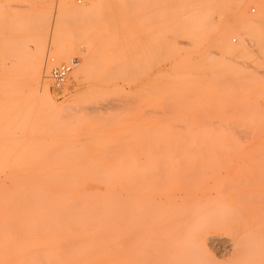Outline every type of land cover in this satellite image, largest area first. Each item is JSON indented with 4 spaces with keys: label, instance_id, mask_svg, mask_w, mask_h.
Returning a JSON list of instances; mask_svg holds the SVG:
<instances>
[{
    "label": "rangeland",
    "instance_id": "rangeland-1",
    "mask_svg": "<svg viewBox=\"0 0 264 264\" xmlns=\"http://www.w3.org/2000/svg\"><path fill=\"white\" fill-rule=\"evenodd\" d=\"M37 55L48 78L38 89L30 76ZM70 62L72 71L55 87L50 71ZM154 88L160 93L148 92ZM167 92L173 97L163 98ZM184 96L189 103L180 104L176 97ZM132 128L136 132L127 136ZM186 129L214 154L211 183L228 193L264 192V0H0V213L10 217L0 224L35 223L27 214L44 210L45 195L63 190L62 178L102 186L109 176L126 177L129 159L135 166L155 160L158 147L170 146L173 134ZM20 212L25 217L11 218ZM124 243L119 249L127 248ZM214 248L208 245L215 258H226L225 250Z\"/></svg>",
    "mask_w": 264,
    "mask_h": 264
},
{
    "label": "bare ground",
    "instance_id": "bare-ground-1",
    "mask_svg": "<svg viewBox=\"0 0 264 264\" xmlns=\"http://www.w3.org/2000/svg\"><path fill=\"white\" fill-rule=\"evenodd\" d=\"M173 6L174 5H172V7ZM175 7L178 8V6ZM176 14L174 16H176ZM177 15L180 14L178 13ZM171 17L172 16H170V18ZM179 19L181 18L179 17ZM71 21L70 24H74L73 22L71 23ZM113 21L117 22V20ZM97 23L98 22H96L95 25ZM112 24L108 23V26L110 25L111 27ZM145 24L149 26L150 23ZM247 25L249 24L245 22L243 28H248ZM103 26L102 24V27ZM142 26L144 27V25ZM76 31L79 33V30ZM79 34H81V32ZM89 36H91V33L88 35V38ZM95 36H97L96 32L93 38ZM145 37L146 36L143 35V39ZM188 38L190 39V37L187 36L186 39ZM120 39L121 38H119V40ZM146 39L149 40L148 38ZM186 39L181 38L182 41L184 40V44L189 41ZM117 40L118 38L116 41ZM90 41L92 42L91 38ZM162 41L164 42V40ZM182 41L180 42L183 43ZM191 41H193V39ZM189 43L190 41L188 44ZM53 46L55 47V45ZM112 49L114 48H111V50ZM53 50L56 51L55 49ZM115 50H117V48ZM244 53L245 51H242V54ZM135 55L136 54H134L133 59ZM56 56L62 57L63 53L57 52ZM56 56L54 58H56ZM65 57H63L64 60ZM54 58L52 57L53 61H55ZM178 58L179 55L177 59ZM230 61L233 62L232 59ZM118 62L119 61H117V63ZM88 64L86 63V65ZM9 65L10 64H8V67ZM30 65V76L38 89L43 78H46L43 76V58L39 55L33 57ZM82 65L84 66L85 62L82 63ZM242 65L240 66L242 67ZM83 71L84 67L77 69L74 72V78L78 79ZM112 71L109 73H112ZM88 72L89 71H87V73ZM22 73H20V75ZM219 73L220 72H218V74ZM23 75L25 77L24 73L22 77ZM125 75L127 76V73H125ZM26 77L28 76L26 75ZM174 77L177 78V74L176 76L174 75ZM179 77L186 79L185 74ZM13 78L14 77H12L11 80H13ZM21 78L18 79V82H20ZM15 79L16 78H14V80ZM221 80L224 79L221 78ZM165 81L168 86L167 80ZM52 83L54 85L53 81ZM182 84H184V82ZM159 88H161V86H159ZM162 89H164L165 92L166 90H170V87L169 89L162 87ZM138 90H141V86L140 89H136V92ZM150 90L155 92L156 88L148 89V92H150ZM144 91L146 92V89ZM159 91L156 90V92L160 93ZM13 92L14 90H12L11 93ZM42 93L44 96L50 97L45 86ZM140 93L143 94V92ZM138 94L134 96H138ZM184 94L187 93L184 91ZM166 95L168 97L167 99L173 97L171 93H168L165 94V96L162 95L164 96L163 98L166 99ZM140 96L139 94V98ZM144 96L146 97V94ZM148 97L149 96H147V98ZM176 99H180L179 101L181 102L178 101L180 104L189 100V98L185 99V96V100L177 97ZM176 102L177 100L175 103ZM187 103H189V101ZM166 105H168V103ZM168 107L170 106L168 105ZM164 108L166 109L167 107L165 106ZM156 109H158V107ZM170 109L171 107L166 110ZM148 111L149 110H147L145 114L149 113ZM158 111L160 110L158 109ZM134 129L135 128H132L130 130L131 133L128 131L129 134H127V136H131ZM137 130V132H139V129ZM124 136H126V134ZM197 137L200 136L198 135ZM172 141L173 144L170 146L162 148L161 145V147H158L159 151H161L157 156L158 158L155 160H146V162L139 166H135L129 159L128 161L130 164H128L129 167L127 166V172L129 174H127L126 177H110L106 174V176L109 177L102 181V186L94 183L89 184L84 177L74 179L62 178L59 182H61L63 190L58 192L51 191L45 195L44 210L37 211L34 214H27L29 220H33L35 223L30 225H16V223L15 225L0 224V264H264V192L228 193L221 190L222 188H219L220 184H217L216 181L212 183L209 181L210 173L212 172L211 169L213 168L212 163L214 162V154L209 153L208 149L210 148H207L208 146L206 143L204 145L202 143L201 145V140L199 141L198 138H196L197 142H195L188 129H186L185 133L173 134ZM202 142H204V140ZM153 150H155V155L156 147H154ZM143 160L137 159L138 164L139 161ZM93 176L92 179H96V176ZM100 177L102 178V175H100ZM101 178L99 179L101 180ZM210 179L212 180L213 177ZM74 186L81 188V190L70 191V189H67ZM6 187L9 186L6 185ZM12 189H10L11 192ZM19 202L21 203V201ZM25 203L22 204L24 205ZM21 205L19 207H21ZM7 210H9V208ZM23 217H25L24 214L20 212L16 215L13 214L11 218L19 219ZM3 218L7 219L10 217H7L5 213H0V219ZM41 218H43L44 222L39 224L38 221ZM75 226H80V228L76 229ZM29 230L33 231V233H29ZM103 232H106L104 236H102ZM217 232H223L230 237H221L216 234ZM124 236H126L127 248L123 247L119 249V246L125 242ZM208 245H210V247L212 245L213 249H215L214 247L216 245L221 248H219L220 251L222 249L225 250L227 254L226 258L220 260L215 258V256L210 253Z\"/></svg>",
    "mask_w": 264,
    "mask_h": 264
},
{
    "label": "built area",
    "instance_id": "built-area-1",
    "mask_svg": "<svg viewBox=\"0 0 264 264\" xmlns=\"http://www.w3.org/2000/svg\"><path fill=\"white\" fill-rule=\"evenodd\" d=\"M73 65L74 62L63 63L51 70V79L55 87H60L63 84L68 74L72 71Z\"/></svg>",
    "mask_w": 264,
    "mask_h": 264
}]
</instances>
